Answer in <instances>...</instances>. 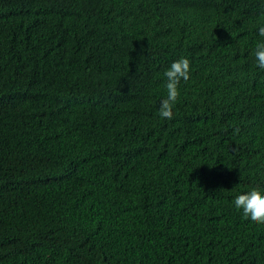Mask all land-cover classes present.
Returning <instances> with one entry per match:
<instances>
[{"label": "trees", "instance_id": "16d2710c", "mask_svg": "<svg viewBox=\"0 0 264 264\" xmlns=\"http://www.w3.org/2000/svg\"><path fill=\"white\" fill-rule=\"evenodd\" d=\"M261 25L264 0H0V264H264L233 204L264 191Z\"/></svg>", "mask_w": 264, "mask_h": 264}, {"label": "clouds", "instance_id": "9594fccd", "mask_svg": "<svg viewBox=\"0 0 264 264\" xmlns=\"http://www.w3.org/2000/svg\"><path fill=\"white\" fill-rule=\"evenodd\" d=\"M258 34L264 37V25L258 27ZM257 67L264 69V40L257 41L252 53ZM166 78V98L159 104L158 114L161 118L171 119L173 116V107L180 95L179 85L181 81L190 79V61L186 57H180L173 61L163 73ZM235 133L239 129L234 130ZM233 204L237 210H240L245 220L253 223L264 224V191L258 188H252L244 194H238Z\"/></svg>", "mask_w": 264, "mask_h": 264}]
</instances>
